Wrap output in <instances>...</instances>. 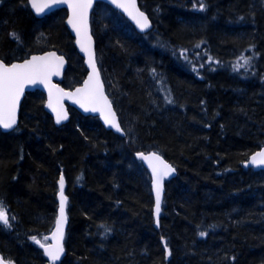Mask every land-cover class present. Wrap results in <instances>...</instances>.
<instances>
[{
    "label": "trees",
    "instance_id": "1",
    "mask_svg": "<svg viewBox=\"0 0 264 264\" xmlns=\"http://www.w3.org/2000/svg\"><path fill=\"white\" fill-rule=\"evenodd\" d=\"M139 5L154 24L147 34L106 3L91 18L125 137L74 109L56 126L40 91L27 93L14 131L0 130L5 260L50 264L36 241L47 243L56 224L63 176L69 226L57 264H264V171L244 168L264 147V0ZM65 18L0 1V58L56 50L69 61L62 85H80L87 70ZM141 152L177 170L159 229Z\"/></svg>",
    "mask_w": 264,
    "mask_h": 264
},
{
    "label": "water",
    "instance_id": "2",
    "mask_svg": "<svg viewBox=\"0 0 264 264\" xmlns=\"http://www.w3.org/2000/svg\"><path fill=\"white\" fill-rule=\"evenodd\" d=\"M6 1H9V0H6ZM42 2H43V0H37V4H40ZM99 2L106 3V4L110 5L113 9H115L120 14H122L134 26L136 31L138 33H140V34H147V33H149L150 31H152L154 29V24L152 23V20L150 19L148 14L146 12H144L140 8L139 0H135V9L138 10L139 12H142L148 18V22H149V25H150L148 28L144 29L143 31L137 26L136 22L128 15V12H126L123 8L117 7L113 3V0H91V7L87 10V36H89L91 38L90 47H91L92 53L94 54V61H95L96 71L99 74L98 80H97V77L93 73L92 68L89 66V57H88V55L86 54V52L81 51L80 44L77 43V41L79 39L85 44L86 47H88L89 46V42L83 36V31H82V35L80 37H78L76 30H74L73 26L68 23L69 19L72 18V14H73L72 13V9L69 7L68 3H57V4H54L50 8H45L43 12L38 14L36 12V10L32 7V4L30 3V0H28L29 7H30L32 13L38 19L44 18L46 15H49V14H51V13L57 11V10L64 9L66 11L67 15H66V19H65V25H66V28L69 31L71 37L74 40V47H75L78 55L83 59L84 65H85V67L87 69V75H86L84 81L81 83V85L75 87L74 89H65L62 86L61 83L64 80L65 73L67 71L69 61H68V58L65 55L59 54L56 50H48V51L32 54L26 60L13 62L12 64H23L26 61L31 60L32 57H34V56L35 57H45V56H48L50 53H54L56 57H62L63 61H64L63 66L59 69V74L58 75H52L50 77V84L48 86H46L44 83H40L39 81L34 83V84H32V83L25 84L23 92H22V94L19 97V101H18V105H17L16 123L10 129H4L3 127H0V130L2 132L9 133V132L14 131L18 127L19 121H20L21 106H22V103H23L27 93L35 92V91H41L46 96L45 110L53 118V121H54L56 126L61 127V126L65 125V124H67L71 120L70 109H74L76 112L80 113L81 115H83L85 117L98 118L100 123L103 125V127L105 129H107L109 131H112V132H114L115 134H117L119 136H122V137L126 136L125 132H124V130H123L121 124H120V120H119L117 112H116V110H115V108L113 106L112 100L107 95L106 87H105V84H104V80L102 78V74H101V71H100V68H99V65H98V61H97L96 41H95V38L93 36L92 28H91V15H92V12L94 10V7H95L96 3H99ZM124 2H127V0H124ZM129 10L132 11L131 8ZM0 62H3L6 66H11L12 65V64L7 65L2 60H0ZM90 76L92 77V80H89ZM86 83H88V85H89V91L92 92L97 98L100 97V94L102 92L103 97L106 98L107 103L110 104V106H111V113H114V120H115L116 123H118L121 131H117L115 127H112L111 124L105 122L106 118L109 119V120H112L113 116L109 113L108 107L103 105V100H101L100 104L98 105V106L102 107V111H91V110L85 111L84 108H82L79 103L74 102V98L75 97L73 95H71V94L79 95V94H77V89H84ZM53 85L55 87H51ZM57 89H61L62 92H57ZM50 92H51V95H50ZM50 103L52 104L53 107H49ZM91 106L92 105H90L89 107L91 108ZM53 108H55L56 111H53ZM58 111H62L67 116V118L61 120L60 123L56 122V115H57ZM262 151H264V147L261 148L260 150H258L257 152H255L254 154H252L250 156L249 160L244 163V168L245 169H252L255 172L262 171V170L264 171V165L253 164L252 163V157L254 155H256L257 153L262 152ZM154 155L158 156L160 159L159 160L154 159L153 158ZM141 157H144V158H141ZM136 158L139 161L142 162L143 166L149 171V174H150V177H151V189H152V196H153V200H154L153 217H154V220H155L156 229H159L160 228V218H161L162 209H163L164 195H165V185H166L167 181H169V180L173 179L174 177H176L177 170L162 155H160L159 153H156V152H151V153H143V152H141V153H137L136 154ZM160 161H163L164 164H167L168 166H170L172 169H174V171L171 172V174L164 176L163 179H162V182H161L162 183V191H161L160 211L157 214V212H156V191H155V188H154L153 168L155 167L157 170H161L163 168V165L160 163ZM63 180H64V178H63ZM63 192H64V196L66 197V201H65V217H66V221L63 224V239L61 241L58 238V235L56 233V224H55L53 230L47 236V240H48L47 243L44 244L45 246H54V245H57V244H62L63 253L60 255L59 260L55 261V264L59 263L66 256L65 237H66V233H67V230H68L69 221H68V199H67V196H66V193H65V180H64ZM58 200H59V208H58L57 219L59 218V215H60V213H59L60 203H61L60 191H59V194H58ZM7 218H8V215H7ZM0 224H4V223L0 222ZM41 244H43V243H41ZM42 250H43V253L45 255V252H44L43 248H42ZM45 257L47 258V260L49 261L50 264H53V262L50 260V258L47 255H45ZM0 261H2L3 264H13V263L5 260L2 257L1 254H0Z\"/></svg>",
    "mask_w": 264,
    "mask_h": 264
},
{
    "label": "snow or ice",
    "instance_id": "3",
    "mask_svg": "<svg viewBox=\"0 0 264 264\" xmlns=\"http://www.w3.org/2000/svg\"><path fill=\"white\" fill-rule=\"evenodd\" d=\"M32 7L39 14L44 11L45 8H50L52 5L57 3H68L69 7L72 9V18L69 19L68 23L71 24L77 32V36L82 35L89 42V46L86 47L85 44L78 39L77 43L80 44L81 51L86 52L89 57V66L92 68L93 73L98 80V72L96 71L94 54L91 51L90 40L91 38L87 36V10L91 7V0H43L42 3L37 4V0H30ZM113 3L119 7L123 8L128 15L136 22L137 26L143 31L148 28L149 22L148 18L138 10L135 9V0H113ZM132 9L130 11L129 9ZM135 13V14H134ZM14 35V34H13ZM15 38V36H14ZM248 61L245 60V63ZM63 58L56 57L54 53H50L45 57H32L31 60L26 61L23 64H12L11 66H6L3 62H0V127L4 129L12 128L16 123V110L19 101V97L23 92L25 84L28 83H44L46 86L50 84V77L52 75H58L59 69L63 66ZM89 80H92V77H89ZM51 87H55L54 85ZM57 92H62L61 89H57ZM77 94L73 95L74 102L79 103L85 111H102V107L98 106L100 101L103 100V105L107 106L109 113L113 116L112 120L105 119L106 123L111 124L112 127H115L117 131H121L118 123L114 120V113H111V106L107 103L105 97L101 92L100 97L97 98L92 92L89 91V85L86 83L84 89H77ZM51 95V92H50ZM90 105L91 108L89 107ZM49 107H53L52 104H49ZM53 111H56L53 108ZM103 114V113H102ZM67 116L62 111H58L56 115V122L60 123L61 120L66 119ZM144 158V157H141ZM154 159L159 160L158 156H153ZM163 165L161 170L153 168L154 176V188L156 191V212L157 214L160 211V202H161V191H162V179L164 176L171 174L174 171L170 166L164 164L163 161H160ZM253 164L264 165V151L257 153L252 157ZM60 209H59V218L56 221V233L58 238L62 241L63 239V224L66 221L65 217V201L66 197L64 196L63 187L64 180L63 177L60 179ZM0 222L5 225L8 224V218L5 212L3 211V205L0 204ZM204 235V233H201ZM35 239V238H34ZM41 248L44 249L45 255H47L50 260L55 264V261L59 260L60 255L63 253L62 244H57L54 246H45L39 241H36ZM0 264H3L0 261Z\"/></svg>",
    "mask_w": 264,
    "mask_h": 264
},
{
    "label": "flooded vegetation",
    "instance_id": "4",
    "mask_svg": "<svg viewBox=\"0 0 264 264\" xmlns=\"http://www.w3.org/2000/svg\"><path fill=\"white\" fill-rule=\"evenodd\" d=\"M2 1V0H1ZM28 7H29V5H28ZM29 9H30V7H29ZM30 11H31V9H30ZM31 13H32V11H31ZM33 14V13H32ZM50 15V14H49ZM49 15H47V16H49ZM33 16L35 17V15L33 14ZM47 16H45V17H47ZM44 17V18H45ZM36 18V17H35ZM44 18H42V19H44ZM38 19V18H37ZM66 26V25H65ZM31 55H29L28 57H26V58H23V59H15V60H12V61H5L4 59H1L0 58V60H2V61H4L7 65H9V64H12L13 62H15V61H23V60H26V59H28L29 57H30Z\"/></svg>",
    "mask_w": 264,
    "mask_h": 264
}]
</instances>
